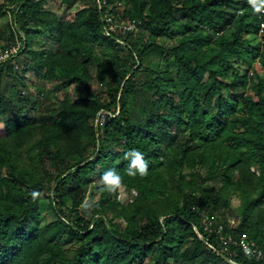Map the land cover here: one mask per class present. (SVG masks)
Listing matches in <instances>:
<instances>
[{
	"label": "trees",
	"instance_id": "16d2710c",
	"mask_svg": "<svg viewBox=\"0 0 264 264\" xmlns=\"http://www.w3.org/2000/svg\"><path fill=\"white\" fill-rule=\"evenodd\" d=\"M48 1L0 0V54L19 45L0 61V264H264V13ZM132 148L146 176H127Z\"/></svg>",
	"mask_w": 264,
	"mask_h": 264
},
{
	"label": "clouds",
	"instance_id": "9594fccd",
	"mask_svg": "<svg viewBox=\"0 0 264 264\" xmlns=\"http://www.w3.org/2000/svg\"><path fill=\"white\" fill-rule=\"evenodd\" d=\"M255 13L259 14L264 11V0H248ZM124 159L128 161L125 171L127 176L136 177L146 176L149 170V164L145 159L144 153L137 148H132L124 153ZM100 184L103 190L109 193H117L122 187L123 177L115 169H109L101 177ZM32 198L35 200L40 196L38 191L31 193ZM247 254V251H246Z\"/></svg>",
	"mask_w": 264,
	"mask_h": 264
},
{
	"label": "rangeland",
	"instance_id": "374dc122",
	"mask_svg": "<svg viewBox=\"0 0 264 264\" xmlns=\"http://www.w3.org/2000/svg\"><path fill=\"white\" fill-rule=\"evenodd\" d=\"M48 7H50L56 14H59V16H62V13H63V8H60L54 1H51L49 0L48 1ZM54 40L51 39L50 37H44L43 39V45L44 46H54ZM27 80L30 84H32L33 86H39L41 89H45V90H55V91H58L60 92L59 90H57V86H56V83L55 82H47V81H44V80H41V79H38L34 74L33 72H30L27 74ZM93 87H97V84L94 82L93 83ZM75 92V93H74ZM84 91L81 89L79 90V88H76L73 89L72 91V97L74 98L75 96H77L78 94H82ZM132 194H135V192H132ZM128 198H132L131 195L128 194L127 191L125 190H122L121 191V194H120V199L122 201L128 199ZM232 204H233V208H235V211L233 212H229L228 211V217H229V220L230 222H232L235 218H234V213L237 211L236 208L238 207V204H239V200L238 198H234L233 201H232ZM201 236V235H199Z\"/></svg>",
	"mask_w": 264,
	"mask_h": 264
},
{
	"label": "built area",
	"instance_id": "2783aa9c",
	"mask_svg": "<svg viewBox=\"0 0 264 264\" xmlns=\"http://www.w3.org/2000/svg\"><path fill=\"white\" fill-rule=\"evenodd\" d=\"M264 13V11H262ZM105 21L108 23L106 28H105V32L107 34L110 33V30H115L117 26V24H115L114 22H112V18L109 15L105 16ZM114 23V24H113ZM264 27V24L262 25ZM120 29V27L118 28ZM18 47L19 45L16 46H10V48H7L3 53L0 54V61L1 60H6L7 58H9L11 55L15 54L18 51ZM253 253H256V257L260 258L264 261V250L261 249H254L252 250Z\"/></svg>",
	"mask_w": 264,
	"mask_h": 264
}]
</instances>
